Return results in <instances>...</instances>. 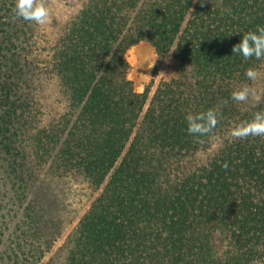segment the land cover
Here are the masks:
<instances>
[{
	"label": "trees",
	"instance_id": "trees-1",
	"mask_svg": "<svg viewBox=\"0 0 264 264\" xmlns=\"http://www.w3.org/2000/svg\"><path fill=\"white\" fill-rule=\"evenodd\" d=\"M78 1L50 32L0 0V264H52L76 185L60 264H264V137L230 135L264 111V59L232 54L264 0ZM141 42L152 77L168 56L178 72L139 93ZM243 86L258 104L231 99ZM210 108L212 133L189 136L185 115Z\"/></svg>",
	"mask_w": 264,
	"mask_h": 264
},
{
	"label": "clouds",
	"instance_id": "clouds-1",
	"mask_svg": "<svg viewBox=\"0 0 264 264\" xmlns=\"http://www.w3.org/2000/svg\"><path fill=\"white\" fill-rule=\"evenodd\" d=\"M199 2L203 4L204 0H199ZM15 16L19 19L41 25L48 22L50 11L42 0H16ZM240 37L239 43L232 47V54L240 55L245 60L250 58H255L256 60L264 59V26L257 25L254 31L245 32ZM245 75L249 80L253 81L258 77V73L254 68L246 69ZM250 98L256 104L261 100L260 94L250 86H243L231 93L233 101L244 102ZM219 117L220 113L215 108L205 111L188 112L184 117L187 125L186 131L189 136L198 140L199 137L212 133L219 122ZM230 135L237 139L264 137V111L255 112L251 120L244 121L234 127L230 131ZM223 167L227 168V163Z\"/></svg>",
	"mask_w": 264,
	"mask_h": 264
},
{
	"label": "rangeland",
	"instance_id": "rangeland-1",
	"mask_svg": "<svg viewBox=\"0 0 264 264\" xmlns=\"http://www.w3.org/2000/svg\"><path fill=\"white\" fill-rule=\"evenodd\" d=\"M79 1L76 0L75 4L70 0H52V5L49 9L50 17L47 23L43 24L47 31L51 30L52 19H58L63 22L65 18L75 12L79 5ZM126 61L129 64V70L127 77L133 83L134 90L136 92H142L144 87L153 80L154 85L161 79H169L175 76L178 72L176 61L168 56L165 58L163 65L160 67L157 76L152 77L156 64V55L153 48L146 42L138 43L127 50L125 54ZM154 64V65H153ZM153 65V66H152ZM152 66V67H151ZM151 67V68H150ZM53 101V100H51ZM75 191L83 192L84 196H70L67 200L68 207L66 208V219L68 222L63 228L61 238L56 242L52 253V264H60V257L63 256V250L65 249L66 242L77 222L79 217L83 214L87 207L85 192L82 186L76 185Z\"/></svg>",
	"mask_w": 264,
	"mask_h": 264
}]
</instances>
